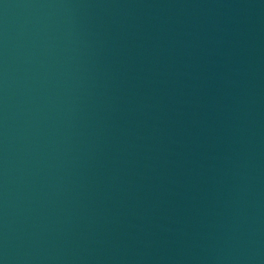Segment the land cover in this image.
I'll use <instances>...</instances> for the list:
<instances>
[{
    "label": "water",
    "instance_id": "obj_1",
    "mask_svg": "<svg viewBox=\"0 0 264 264\" xmlns=\"http://www.w3.org/2000/svg\"><path fill=\"white\" fill-rule=\"evenodd\" d=\"M0 264H264V0H0Z\"/></svg>",
    "mask_w": 264,
    "mask_h": 264
}]
</instances>
